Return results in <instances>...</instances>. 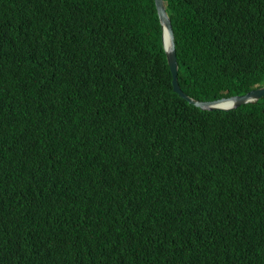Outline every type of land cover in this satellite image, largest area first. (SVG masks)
<instances>
[{
  "label": "trees",
  "instance_id": "1",
  "mask_svg": "<svg viewBox=\"0 0 264 264\" xmlns=\"http://www.w3.org/2000/svg\"><path fill=\"white\" fill-rule=\"evenodd\" d=\"M181 89L264 85V0H164ZM0 264H264V95L181 98L153 0H0Z\"/></svg>",
  "mask_w": 264,
  "mask_h": 264
},
{
  "label": "water",
  "instance_id": "2",
  "mask_svg": "<svg viewBox=\"0 0 264 264\" xmlns=\"http://www.w3.org/2000/svg\"><path fill=\"white\" fill-rule=\"evenodd\" d=\"M158 16L159 24L161 27V41L165 53L167 64L171 73V85L174 92L181 98L185 99L188 103L197 106L203 110H231L238 106L248 103L256 102L261 96L264 95V85L250 89L244 94L231 95L221 97L214 100L200 101L187 95L180 87L177 79L178 63L175 52L174 33L170 17L166 11L164 0H153Z\"/></svg>",
  "mask_w": 264,
  "mask_h": 264
}]
</instances>
